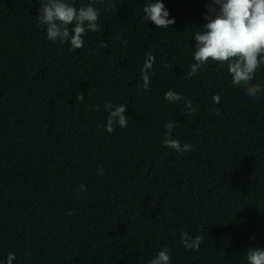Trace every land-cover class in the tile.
<instances>
[{
	"label": "trees",
	"instance_id": "16d2710c",
	"mask_svg": "<svg viewBox=\"0 0 264 264\" xmlns=\"http://www.w3.org/2000/svg\"><path fill=\"white\" fill-rule=\"evenodd\" d=\"M113 2L95 5L100 31L72 49L47 39L40 0H0V264L9 252L13 264H148L164 248L171 264H246L249 247L264 249V94L234 86L226 63L186 78L205 0H161L167 29L143 19L150 0ZM109 101L129 118L111 134ZM168 121L191 152L162 144ZM182 230L203 237L198 251Z\"/></svg>",
	"mask_w": 264,
	"mask_h": 264
},
{
	"label": "clouds",
	"instance_id": "9594fccd",
	"mask_svg": "<svg viewBox=\"0 0 264 264\" xmlns=\"http://www.w3.org/2000/svg\"><path fill=\"white\" fill-rule=\"evenodd\" d=\"M106 3L110 10H116L113 0H90V2L78 9L69 0H40L36 17L39 25L46 29L47 39L70 43L72 49L84 46V36L87 32L100 31L98 23L100 11L95 5ZM207 21L194 33L195 50L192 52L194 63L186 78L190 79L205 65L215 62L227 64L234 86L242 87L245 94L256 100L264 94V82L256 80L258 70L264 66V0H205ZM143 19L151 21L157 28L167 29L175 23V19H169V11L161 0H150L143 9ZM72 26L71 29L69 26ZM126 46L127 41H123ZM99 47L107 49L108 44L101 41ZM146 58L141 69L143 88L148 90L151 84L150 72L155 63V56L151 51L145 54ZM167 67V65H165ZM256 80L255 83L253 81ZM164 99L169 102L184 101L185 109L190 114H195L198 106H194L191 100L169 89L164 93ZM76 100L83 102V96L77 93ZM221 97L213 95L212 101L219 104ZM126 104L113 105L110 101L105 103L104 108L108 113L105 130L111 134L115 125L127 127L128 117L124 115ZM93 111H98V106H93ZM219 109L216 115H219ZM177 124L168 121L165 125V133L162 144L178 153L191 152V144H181L178 139L172 137ZM97 175L103 176L104 169L101 167ZM78 191H86L83 184ZM183 247L188 250L198 251L203 243V237H192L187 231H181ZM15 254L9 252L4 264H13ZM148 264H171V250L164 248L156 256L149 260ZM246 264H264V249L249 247L246 250Z\"/></svg>",
	"mask_w": 264,
	"mask_h": 264
}]
</instances>
